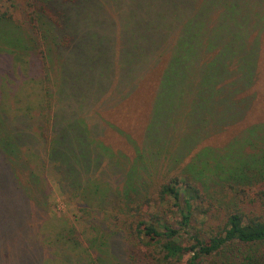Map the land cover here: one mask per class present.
Wrapping results in <instances>:
<instances>
[{
    "label": "trees",
    "instance_id": "trees-1",
    "mask_svg": "<svg viewBox=\"0 0 264 264\" xmlns=\"http://www.w3.org/2000/svg\"><path fill=\"white\" fill-rule=\"evenodd\" d=\"M22 1L32 48L42 66L40 78L48 82L52 73L41 39L43 26L49 24L52 32L65 29L68 14L53 0ZM9 10L0 7V23L14 19ZM60 40L70 50L72 36L63 33ZM111 53L89 52L101 73L109 71L101 60L111 59ZM165 61H157L161 70ZM190 70L180 67L174 70L176 78L166 74L159 79L158 97L151 99L141 145L120 124L107 123L135 149L126 166L112 160L113 155L120 159L124 150L105 141L107 126L95 124L81 89L82 93L66 84L53 102L51 88L42 84L44 93L35 104L0 111V204H5L0 215L9 222L19 214L16 224H4L2 244L25 253L38 245L37 229L49 211L45 180L34 166L50 165L67 183L63 189L70 199L109 209L103 215L91 209L93 205L80 207L82 214L92 218L96 231L90 242L91 250L98 245L95 264H264V148L258 142L264 140V133L258 140V128L248 127L224 151L204 145L202 140L245 118L251 104L224 99L225 81L215 76L185 80L178 73ZM240 83H230V89L237 90ZM34 108H38L36 116ZM8 188L17 192L15 202L20 207L7 212ZM22 224L25 229L22 226L19 231ZM69 239L71 249L79 248L78 236ZM46 252L43 257L48 258Z\"/></svg>",
    "mask_w": 264,
    "mask_h": 264
},
{
    "label": "rangeland",
    "instance_id": "rangeland-1",
    "mask_svg": "<svg viewBox=\"0 0 264 264\" xmlns=\"http://www.w3.org/2000/svg\"><path fill=\"white\" fill-rule=\"evenodd\" d=\"M53 1L66 11L68 23L65 29L54 33L49 24L43 26L45 35L41 39L46 47L47 69L52 73V79L44 82L40 78L41 62L36 59L37 52L32 48L34 44L24 21L23 1L0 0L2 10L9 8L14 16L13 22L0 23L1 112L10 107L25 109L31 103L35 104L43 95L45 85L54 95L66 84L80 93L81 89L85 92L87 106L95 114V124L107 126L105 141L115 149L124 150L126 156L123 154L117 159L113 155L112 160H121L126 166L135 149L133 145L128 147L123 137L107 123L120 124L133 133L141 145V132L151 99L158 97L159 79L166 74L176 78L175 69L191 67L190 71L178 73L185 80L215 76L221 82L225 81L222 87L224 99L251 104L245 118L221 134L202 140L204 145L224 151L223 147L231 139L244 136L251 126L258 128V140L263 135L260 128L264 126V0ZM63 33L72 36L70 50L60 44ZM95 49H100L102 55L112 52L111 59L101 60L108 66L107 73H101L91 61L93 56L89 52ZM66 57L71 58L65 62ZM159 59L166 60L162 70L157 63ZM207 63H211L210 70L206 69ZM232 82L242 83L237 90H232L229 85ZM53 102H56V95ZM7 103L9 108H5ZM113 103L119 106L108 109ZM54 106L56 109L57 105ZM32 113L36 116L38 108ZM258 142L264 148V140L261 138ZM34 169L45 180V208L49 215L43 220L41 229L38 226V245L29 248L27 253L18 248L11 251L6 248V243L2 244L7 220L0 215V264H95L94 248L98 245L95 243L91 250V243L96 231L92 218L82 214L80 207L93 205L90 208L100 210L103 215L109 209L92 201V204L78 203L74 197L70 199L63 189L67 183L52 171L50 165H35ZM16 196L17 192L8 193L4 202L8 206L7 212L20 207L15 202ZM4 205L1 203L0 207ZM18 219L19 214L7 224L14 225ZM72 235L81 240L75 250L70 246ZM26 246L30 247L29 244ZM46 250L50 259L43 257Z\"/></svg>",
    "mask_w": 264,
    "mask_h": 264
}]
</instances>
